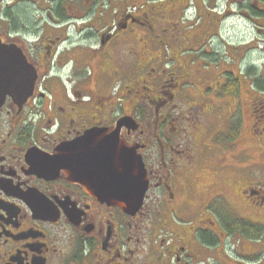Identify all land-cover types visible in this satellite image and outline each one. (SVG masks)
Segmentation results:
<instances>
[{"label": "flooded vegetation", "instance_id": "1", "mask_svg": "<svg viewBox=\"0 0 264 264\" xmlns=\"http://www.w3.org/2000/svg\"><path fill=\"white\" fill-rule=\"evenodd\" d=\"M0 43L36 72L0 109V264H264V0H0ZM94 129L141 158L131 210L67 162Z\"/></svg>", "mask_w": 264, "mask_h": 264}, {"label": "water", "instance_id": "2", "mask_svg": "<svg viewBox=\"0 0 264 264\" xmlns=\"http://www.w3.org/2000/svg\"><path fill=\"white\" fill-rule=\"evenodd\" d=\"M35 79L36 72L23 53L0 43V109L7 96L27 100ZM85 142L90 145V155L84 159L80 157V160L75 157L67 162L73 166L81 163L88 165L90 174L86 184L93 193L126 210L141 203L147 188L146 171L134 149L121 140L119 129L90 130L83 137ZM53 159L59 161L56 157Z\"/></svg>", "mask_w": 264, "mask_h": 264}, {"label": "rangeland", "instance_id": "3", "mask_svg": "<svg viewBox=\"0 0 264 264\" xmlns=\"http://www.w3.org/2000/svg\"><path fill=\"white\" fill-rule=\"evenodd\" d=\"M235 7L238 9L237 2L235 4ZM227 23H228L227 26H224L222 28L223 35L225 36L226 39L230 38L232 41H235V43L238 42L237 44H239L246 38L256 39L257 37H261L259 36V33L255 27L254 28L250 27L251 29H253V31H252V34H248L249 31L246 29V26L244 25V23L241 21L240 18L236 17L235 19H231L227 21ZM236 37H239V38H236ZM262 44L263 43L261 41V45ZM257 53H261V52L258 50ZM263 60L264 58L260 60L258 63H261Z\"/></svg>", "mask_w": 264, "mask_h": 264}]
</instances>
